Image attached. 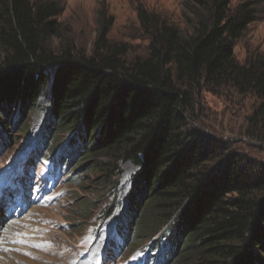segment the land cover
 Here are the masks:
<instances>
[{"label":"trees","instance_id":"trees-1","mask_svg":"<svg viewBox=\"0 0 264 264\" xmlns=\"http://www.w3.org/2000/svg\"><path fill=\"white\" fill-rule=\"evenodd\" d=\"M229 3L186 0L187 33L139 7L147 48L128 57L130 44L110 40L113 16L102 10L87 50L68 38L59 0H0V136L11 116L48 95V131L68 130L82 144L104 189L117 186L119 160L137 166L131 239L168 236L163 264H264V164L191 122L203 89L252 94L245 135L264 142V51L242 62L233 54L258 0Z\"/></svg>","mask_w":264,"mask_h":264},{"label":"rangeland","instance_id":"rangeland-1","mask_svg":"<svg viewBox=\"0 0 264 264\" xmlns=\"http://www.w3.org/2000/svg\"><path fill=\"white\" fill-rule=\"evenodd\" d=\"M59 1L63 6L60 20L67 27L68 38L87 50L97 34L101 10L113 16L110 40L130 44L128 57L144 54L147 48L148 41L137 18L139 7L161 15L183 33L190 30L185 18L191 16L186 0ZM242 1L245 0H230V8ZM258 4V18L234 43L233 54L241 62L264 51V0H258ZM255 102L252 94L238 95L232 89L212 93L203 89L197 95L191 122L217 142L228 143L240 158L260 166L264 164V142L245 135L247 117ZM48 104L49 96L42 95L35 107L22 108L15 119L11 116L4 141L0 142V178L13 161L45 170V161L49 159L50 164L63 171L62 179L57 177L59 181L51 187L48 181L42 179L37 184L34 177V181L27 177L23 185L28 190L24 199L28 205L23 211L17 203L20 198L0 196V264H101V256L102 264H124L131 257L137 260V253L148 245L151 257L140 264H151L155 253L172 251V246L166 245L168 236L165 239L141 235L131 239L135 218L128 210V194L137 166L119 160L122 173L117 186L104 189L94 159L84 158L77 151L82 144L74 147L78 141L70 138L68 130L48 131L52 126L47 116ZM97 158L108 161L104 155ZM6 226L10 227L8 236L4 233ZM125 236L128 239L124 241ZM156 239L157 245L151 246ZM159 240H163L164 247L160 248ZM118 242L121 249L113 250ZM90 256L92 262L88 260Z\"/></svg>","mask_w":264,"mask_h":264},{"label":"bare ground","instance_id":"bare-ground-1","mask_svg":"<svg viewBox=\"0 0 264 264\" xmlns=\"http://www.w3.org/2000/svg\"><path fill=\"white\" fill-rule=\"evenodd\" d=\"M12 223H13V222L10 223V226H12ZM6 229H7V230H5L4 233H5L6 236H8V235H9V229H10V227H9V226H6ZM8 240H10V239H8Z\"/></svg>","mask_w":264,"mask_h":264}]
</instances>
